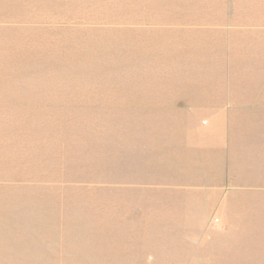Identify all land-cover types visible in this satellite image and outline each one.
<instances>
[{
	"label": "rangeland",
	"instance_id": "obj_1",
	"mask_svg": "<svg viewBox=\"0 0 264 264\" xmlns=\"http://www.w3.org/2000/svg\"><path fill=\"white\" fill-rule=\"evenodd\" d=\"M0 264H264V0H0Z\"/></svg>",
	"mask_w": 264,
	"mask_h": 264
},
{
	"label": "bare ground",
	"instance_id": "obj_2",
	"mask_svg": "<svg viewBox=\"0 0 264 264\" xmlns=\"http://www.w3.org/2000/svg\"><path fill=\"white\" fill-rule=\"evenodd\" d=\"M143 72V71H142ZM28 117V116H27ZM86 139V138H85ZM183 140V139H182Z\"/></svg>",
	"mask_w": 264,
	"mask_h": 264
}]
</instances>
